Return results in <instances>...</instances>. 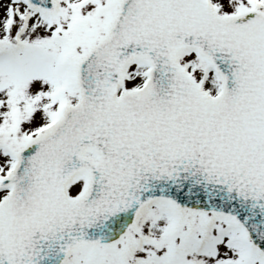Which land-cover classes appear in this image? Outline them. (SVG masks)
Wrapping results in <instances>:
<instances>
[{
    "label": "snow or ice",
    "instance_id": "6c2138e0",
    "mask_svg": "<svg viewBox=\"0 0 264 264\" xmlns=\"http://www.w3.org/2000/svg\"><path fill=\"white\" fill-rule=\"evenodd\" d=\"M0 264H264V0H0Z\"/></svg>",
    "mask_w": 264,
    "mask_h": 264
}]
</instances>
